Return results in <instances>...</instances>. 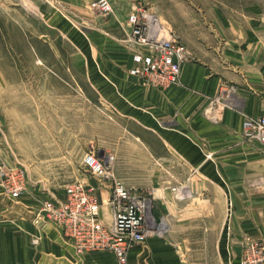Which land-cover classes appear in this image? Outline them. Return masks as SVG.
<instances>
[{
    "label": "crops",
    "instance_id": "0c3cea01",
    "mask_svg": "<svg viewBox=\"0 0 264 264\" xmlns=\"http://www.w3.org/2000/svg\"><path fill=\"white\" fill-rule=\"evenodd\" d=\"M94 1L55 0L61 10L44 2L37 9L71 39L87 41L82 74L88 90L116 121L137 130L129 135L150 159V175L163 176L162 182L153 178L159 185H153L150 230L158 222L163 229L131 249L128 264H239L246 240L264 244V145L242 137V122L264 114V0H152L154 12L192 56L179 83L163 90L128 74L131 0H108L112 12L106 17L91 9ZM75 23L86 26V35L70 26ZM78 90L83 110H90L89 97ZM106 155L112 160L106 164L117 167V152ZM168 175H178L177 183L167 181ZM87 176L100 217L111 223L109 188ZM21 225L32 232L28 223ZM49 226L32 254L35 264H79L70 262L71 242ZM9 245L0 249V264H11ZM82 259L81 264H116L110 252Z\"/></svg>",
    "mask_w": 264,
    "mask_h": 264
},
{
    "label": "rangeland",
    "instance_id": "374dc122",
    "mask_svg": "<svg viewBox=\"0 0 264 264\" xmlns=\"http://www.w3.org/2000/svg\"><path fill=\"white\" fill-rule=\"evenodd\" d=\"M41 2L61 10L55 0H0V169L26 172L25 189L17 195L6 192L0 177V249L10 243L11 264L37 263L32 254L53 224L44 204L62 201L66 185L90 178L82 166L85 154L93 153L107 163L112 160L106 153L117 152V167L111 170L116 179L144 194L146 229L153 218V185H159L153 178L161 182L163 178L150 175V159L132 143L129 134L137 130L116 121L112 109L88 90L82 74L87 41L78 43L47 21L37 9ZM140 2L154 12L152 0ZM70 26L82 36L88 30L84 24ZM78 88L89 97L90 110H83ZM117 142L121 148L116 149ZM165 177L171 184L179 178ZM100 220L110 225V218L107 223ZM21 222L28 223L32 232L22 229ZM158 227L163 229L161 222ZM4 230L10 236L3 235ZM72 249L70 262L79 264L85 254L99 252Z\"/></svg>",
    "mask_w": 264,
    "mask_h": 264
},
{
    "label": "built area",
    "instance_id": "2783aa9c",
    "mask_svg": "<svg viewBox=\"0 0 264 264\" xmlns=\"http://www.w3.org/2000/svg\"><path fill=\"white\" fill-rule=\"evenodd\" d=\"M130 3L127 42L133 51L129 76L160 90L178 84L182 66L192 59L190 52L140 0H131ZM92 8L102 16L112 12L108 0H95ZM218 103V99L209 102V110ZM210 119L215 121L216 117L212 115ZM242 137L247 142L264 145V114L242 122ZM82 166L98 186H106L110 190V225L106 226L100 220V203L95 188L80 181L65 186L62 201L54 205L44 204L47 216L76 251L110 252L116 264H128V252L143 244L150 233L159 235L161 230L146 229L144 194L116 179L108 164L95 154L87 153ZM0 177H3L2 184L9 194L17 195L24 191V169H0ZM181 195L183 197L184 192ZM36 243L34 240L33 244ZM239 264H264V244L256 239L246 240Z\"/></svg>",
    "mask_w": 264,
    "mask_h": 264
}]
</instances>
